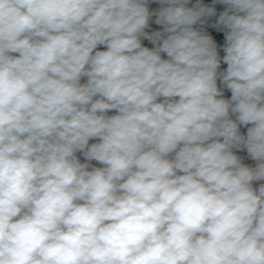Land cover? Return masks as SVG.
I'll return each instance as SVG.
<instances>
[{
    "label": "clouds",
    "instance_id": "9594fccd",
    "mask_svg": "<svg viewBox=\"0 0 264 264\" xmlns=\"http://www.w3.org/2000/svg\"><path fill=\"white\" fill-rule=\"evenodd\" d=\"M254 181L264 0H0V264H264Z\"/></svg>",
    "mask_w": 264,
    "mask_h": 264
},
{
    "label": "built area",
    "instance_id": "2783aa9c",
    "mask_svg": "<svg viewBox=\"0 0 264 264\" xmlns=\"http://www.w3.org/2000/svg\"><path fill=\"white\" fill-rule=\"evenodd\" d=\"M157 7H160V5H159V4H150V5H149L150 11L154 10V9L157 8ZM219 12H220V11L217 9V16H216V17L205 18V19H207V20L210 21V22H215V21L218 19ZM154 19H155V17H153V18L150 20V29H151V30H162V26H157V25L154 24ZM146 31H147V29H146ZM215 40H216V39H215ZM216 41H217V43H218V47L220 48L221 55H223V52H222V45H223V43L219 42L218 40H216ZM145 46L152 47V45L149 44L147 41H145ZM99 50H103V46H99ZM13 55H15V54H13ZM161 55H162L163 58H167V57H166V54H163V53H162ZM85 80H86V78H82V82H85ZM224 91H225V98H230V92H229L228 90H226V89H225ZM112 112H113V111H112ZM232 118L235 119L234 116H233ZM249 126H250V125H249ZM245 127H246V126H245ZM243 130H244V129H243L242 126H241V132H242ZM238 154H239V153H238ZM242 162H245V163L249 164L250 166H255V162H252V161L250 160V158L247 156V154H246V150L244 151ZM261 183H264V181H254V182H253V187H254V188H258L259 185H260Z\"/></svg>",
    "mask_w": 264,
    "mask_h": 264
},
{
    "label": "trees",
    "instance_id": "16d2710c",
    "mask_svg": "<svg viewBox=\"0 0 264 264\" xmlns=\"http://www.w3.org/2000/svg\"><path fill=\"white\" fill-rule=\"evenodd\" d=\"M196 2V0H192V3L194 4ZM203 3L207 4V5H211L212 4V0H202ZM191 6V4L189 5ZM226 6H223V5H216V8L219 10V11H222ZM206 20V23L204 25V30L206 32V34H210L213 36L214 39L218 40L219 42L221 43H224L223 41V35H222V32H218L217 30L213 29L211 27V25L215 22H210L208 21L207 19ZM194 27H197L199 28L200 25H196ZM227 66L222 64L221 65V70L225 69ZM218 85H219V82H218ZM222 87V86H221ZM112 114H115V112H110L109 115H112Z\"/></svg>",
    "mask_w": 264,
    "mask_h": 264
},
{
    "label": "rangeland",
    "instance_id": "374dc122",
    "mask_svg": "<svg viewBox=\"0 0 264 264\" xmlns=\"http://www.w3.org/2000/svg\"><path fill=\"white\" fill-rule=\"evenodd\" d=\"M144 44H145V41H142ZM103 50H105L104 49V46H103ZM242 128L244 129L243 131H242V134H245L246 135V127L245 126H242Z\"/></svg>",
    "mask_w": 264,
    "mask_h": 264
}]
</instances>
